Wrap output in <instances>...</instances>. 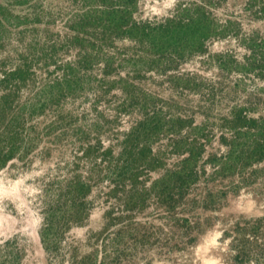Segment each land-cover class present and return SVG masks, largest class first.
<instances>
[{"label":"rangeland","instance_id":"obj_1","mask_svg":"<svg viewBox=\"0 0 264 264\" xmlns=\"http://www.w3.org/2000/svg\"><path fill=\"white\" fill-rule=\"evenodd\" d=\"M0 264H264V0H0Z\"/></svg>","mask_w":264,"mask_h":264}]
</instances>
